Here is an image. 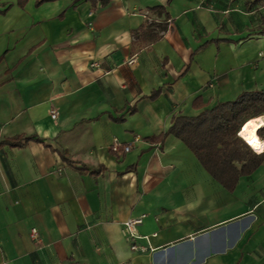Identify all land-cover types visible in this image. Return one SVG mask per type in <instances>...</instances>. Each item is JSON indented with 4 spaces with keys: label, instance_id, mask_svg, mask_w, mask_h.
Here are the masks:
<instances>
[{
    "label": "crops",
    "instance_id": "0c3cea01",
    "mask_svg": "<svg viewBox=\"0 0 264 264\" xmlns=\"http://www.w3.org/2000/svg\"><path fill=\"white\" fill-rule=\"evenodd\" d=\"M254 88L264 0H0V264H264V156L229 189L152 139Z\"/></svg>",
    "mask_w": 264,
    "mask_h": 264
},
{
    "label": "trees",
    "instance_id": "16d2710c",
    "mask_svg": "<svg viewBox=\"0 0 264 264\" xmlns=\"http://www.w3.org/2000/svg\"><path fill=\"white\" fill-rule=\"evenodd\" d=\"M162 8L157 5L151 10L161 12ZM165 27V23L150 19L132 35L140 42H153L162 36ZM157 92L153 90L150 96ZM260 116H264V88L243 90L236 97L218 101L196 115L174 116L168 129L152 139L162 140L166 134L179 138L215 180L231 189L239 176L253 171L264 156V150L255 153L238 134ZM256 134L264 139V127ZM30 138L38 139L18 135L3 142L21 146Z\"/></svg>",
    "mask_w": 264,
    "mask_h": 264
},
{
    "label": "built area",
    "instance_id": "2783aa9c",
    "mask_svg": "<svg viewBox=\"0 0 264 264\" xmlns=\"http://www.w3.org/2000/svg\"><path fill=\"white\" fill-rule=\"evenodd\" d=\"M51 117L52 118L56 117V112L53 110L51 111ZM238 134H239V132H238ZM134 140H137V137H135ZM110 147L116 154L121 155L122 153L128 151L132 147V145H131V143H121L118 139L114 138ZM252 150L255 153H259L254 148H252ZM144 216H145L144 214H140L137 217L128 218L125 221H123V223H122L124 237L129 242L131 249L140 250V251H143L146 249L145 246L138 245L136 243V239L139 238V235H137L136 230H135L136 225L142 221ZM30 236L34 239L38 238V232H37V229L35 227H32L30 229ZM145 238H147V237H145Z\"/></svg>",
    "mask_w": 264,
    "mask_h": 264
},
{
    "label": "bare ground",
    "instance_id": "6f19581e",
    "mask_svg": "<svg viewBox=\"0 0 264 264\" xmlns=\"http://www.w3.org/2000/svg\"><path fill=\"white\" fill-rule=\"evenodd\" d=\"M262 126H264V119H260L253 124H247L240 130L241 137H243L244 141L258 152L264 149V140L259 139L256 135V131Z\"/></svg>",
    "mask_w": 264,
    "mask_h": 264
}]
</instances>
